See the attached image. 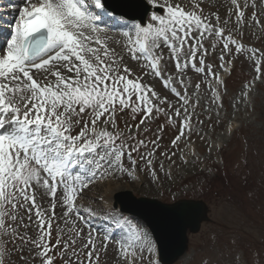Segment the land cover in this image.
Returning a JSON list of instances; mask_svg holds the SVG:
<instances>
[{"label":"snow or ice","instance_id":"1","mask_svg":"<svg viewBox=\"0 0 264 264\" xmlns=\"http://www.w3.org/2000/svg\"><path fill=\"white\" fill-rule=\"evenodd\" d=\"M206 3L213 7L209 0L9 6L18 17L0 43V264H14L13 257L18 264H100L110 242L115 264H142L155 251L148 232L114 206L97 210L79 201L93 185L142 175L155 184L160 173L171 178L173 167L199 160L191 136L201 86L218 109L221 86L227 91L225 78L206 63L218 50L215 67L227 73L233 61L225 57L247 53L255 79L264 78L255 59L264 50L244 42L246 28L264 33L257 0H229L223 18L218 9L206 12ZM260 7L264 12V0ZM116 29L120 39L111 34ZM189 71L203 80L193 82ZM255 79L236 101L253 111ZM169 129L175 131L165 144ZM100 217L107 226L93 223ZM240 258L205 256L199 264Z\"/></svg>","mask_w":264,"mask_h":264},{"label":"rangeland","instance_id":"2","mask_svg":"<svg viewBox=\"0 0 264 264\" xmlns=\"http://www.w3.org/2000/svg\"><path fill=\"white\" fill-rule=\"evenodd\" d=\"M209 2L213 7L209 8L206 3L204 5L206 12L218 9L222 18L227 14V11L222 12L220 9L218 0H209ZM0 8L7 9L8 6L0 3ZM249 8L246 15L251 16L254 9ZM255 10L261 23L264 24V12L261 11L260 0H257ZM254 32L256 35H252ZM244 42L249 47L264 50V33L255 28H246ZM218 54L219 50L216 56L206 61V63L213 64L215 71L220 70L215 67L218 63ZM231 58L236 59V73L238 74L234 81L228 83L226 93L224 87L220 89L222 94H225V104L218 109L211 102L210 89L202 84L199 93L201 105L196 109L197 115L193 119L191 136L195 146L201 147L203 152L205 151V156L209 155L210 163L214 161L220 166L219 169L215 172L208 169L203 171L201 166L204 165V161L191 157L187 165L181 164L180 167H173L171 178L160 173L159 183H149L148 178L142 175L141 181L122 178L110 185L112 189L117 187L122 190L133 189L138 195L158 197L166 201H172L174 197L172 192L179 191L182 197L203 198L209 203L212 220L204 223L199 233L191 235L187 255L176 264H199L205 256H211L214 261L223 262L231 260L236 253H239L241 257L238 264H245V261L247 264H264V78L255 79L257 77L254 70L256 65L253 60L248 59L247 53L239 56H226L225 60ZM255 59L260 62L261 71L264 72V55L257 54ZM188 77L193 82L203 80V76H197L194 71H189ZM254 79L255 84L249 96L255 104V111L249 103L244 101L236 103L245 90L244 86ZM155 87L157 91L168 95L167 90H162L159 83H156ZM169 98L175 99L172 96ZM233 118L238 123L235 133L226 141L223 148L216 147L215 144L221 141L228 121ZM197 119L203 120V125L198 124ZM174 131L175 129H172V132L166 131L163 141L165 144L168 143ZM228 134L226 132L223 139ZM201 136L205 138L201 139ZM231 138L234 144L230 147ZM210 145H214L211 151H209ZM177 163L180 164L179 160ZM225 165H227L226 168L222 169ZM165 166H168L167 161H165ZM182 181L190 184L183 185ZM98 190L99 186L93 185L79 203L86 206L91 205L98 210V197L96 196ZM107 196L112 195L109 193ZM105 198L108 199V197ZM124 218L146 230L143 224L133 217L126 215ZM103 219L100 217L95 221L103 222L102 226H107ZM115 249V243L110 242L106 254L101 256L100 264H115ZM12 259L14 264H18L16 257ZM36 264H39V261H36ZM57 264L61 262L57 260ZM142 264H152V253H145Z\"/></svg>","mask_w":264,"mask_h":264},{"label":"water","instance_id":"3","mask_svg":"<svg viewBox=\"0 0 264 264\" xmlns=\"http://www.w3.org/2000/svg\"><path fill=\"white\" fill-rule=\"evenodd\" d=\"M118 201L123 210L146 220L160 245L162 260L166 263L172 262L186 249L187 229L197 231L200 222L206 218L205 207L199 202L166 205L145 198L136 199L130 192L120 195Z\"/></svg>","mask_w":264,"mask_h":264},{"label":"bare ground","instance_id":"4","mask_svg":"<svg viewBox=\"0 0 264 264\" xmlns=\"http://www.w3.org/2000/svg\"><path fill=\"white\" fill-rule=\"evenodd\" d=\"M5 1H7V0H2L0 3H3V2H5ZM10 1H12V2H14V3H16L17 4V8H19V7H22L23 6V0H10ZM251 3V2H250ZM218 5L220 6V9L222 10V12H226L227 11V9L229 8V6H230V3H229V0H218ZM250 9V8H249ZM2 9H0V18H2L3 19V17L5 18V19H7L5 16H3V14H2ZM8 12V11H7ZM14 16L15 17H17V15H18V12L17 11H14ZM14 16H13V18H14ZM2 22V21H1ZM121 30L120 29H117V30H114V31H112L111 32V34L112 35H114L115 36V38H117V39H120V36L118 35V33L120 32ZM232 125H234L233 123L231 124V126ZM231 129V127L228 129V131H227V134L228 133H230V130ZM110 185V184H109ZM111 191H113V190H111ZM104 220V219H103ZM154 257H156V249H155V251H154ZM154 264H158L157 262H156V260H154Z\"/></svg>","mask_w":264,"mask_h":264}]
</instances>
